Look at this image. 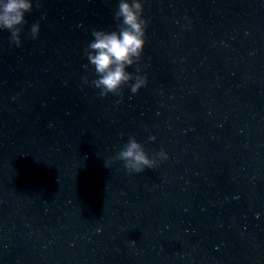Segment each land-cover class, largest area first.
I'll use <instances>...</instances> for the list:
<instances>
[{"label": "water", "instance_id": "1", "mask_svg": "<svg viewBox=\"0 0 264 264\" xmlns=\"http://www.w3.org/2000/svg\"><path fill=\"white\" fill-rule=\"evenodd\" d=\"M119 0H39L25 16L21 46L0 30V137L98 90L85 84V49L93 30L112 31ZM149 21L133 73L264 7V0H142ZM39 22L33 40L30 28Z\"/></svg>", "mask_w": 264, "mask_h": 264}, {"label": "clouds", "instance_id": "2", "mask_svg": "<svg viewBox=\"0 0 264 264\" xmlns=\"http://www.w3.org/2000/svg\"><path fill=\"white\" fill-rule=\"evenodd\" d=\"M33 0H0V30L10 33V45L21 46L25 16L33 11ZM36 8L40 7L36 0ZM114 19L118 21L115 30H93V39L85 49L88 64L86 71L95 76L89 80L88 75L83 77L85 84L98 89L101 98L109 94L122 96L125 87L135 95L147 86V77L127 71L129 67L137 65L142 57L146 44V30L149 21L144 17V4L142 0H119L114 12ZM40 33L39 22L33 23L29 35L35 40ZM152 140L155 137L151 138ZM168 159V154L161 149L155 156L150 157L143 144L134 136L116 153L114 157L105 161L110 167L115 161L123 162L124 169L129 173H142L146 169L158 166V161Z\"/></svg>", "mask_w": 264, "mask_h": 264}]
</instances>
